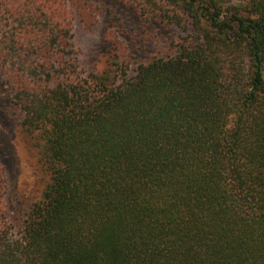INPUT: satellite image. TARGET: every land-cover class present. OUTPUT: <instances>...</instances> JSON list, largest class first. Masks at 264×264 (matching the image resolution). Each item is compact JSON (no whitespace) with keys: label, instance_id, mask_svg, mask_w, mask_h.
Listing matches in <instances>:
<instances>
[{"label":"trees","instance_id":"16d2710c","mask_svg":"<svg viewBox=\"0 0 264 264\" xmlns=\"http://www.w3.org/2000/svg\"><path fill=\"white\" fill-rule=\"evenodd\" d=\"M114 2L0 0V97L43 179L13 205L0 160V264H264V0ZM119 6L173 33L137 59ZM100 19L96 70L76 28Z\"/></svg>","mask_w":264,"mask_h":264},{"label":"rangeland","instance_id":"374dc122","mask_svg":"<svg viewBox=\"0 0 264 264\" xmlns=\"http://www.w3.org/2000/svg\"><path fill=\"white\" fill-rule=\"evenodd\" d=\"M107 2L111 6L115 4L114 0ZM120 10L125 16L126 26L132 27L123 38L137 59L147 58L156 50L157 39L167 42L173 33L158 22L144 23L136 13L119 6ZM105 29L102 19L92 31L76 28L83 64L87 68L101 70L111 56L110 45L104 37ZM38 158V151L32 145L28 132L0 97V160L7 171L13 205L25 207L39 195L43 179Z\"/></svg>","mask_w":264,"mask_h":264}]
</instances>
